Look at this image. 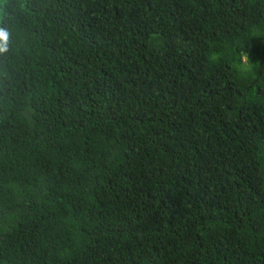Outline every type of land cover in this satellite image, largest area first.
<instances>
[{
  "label": "trees",
  "instance_id": "1",
  "mask_svg": "<svg viewBox=\"0 0 264 264\" xmlns=\"http://www.w3.org/2000/svg\"><path fill=\"white\" fill-rule=\"evenodd\" d=\"M0 264H264V0H0Z\"/></svg>",
  "mask_w": 264,
  "mask_h": 264
},
{
  "label": "clouds",
  "instance_id": "2",
  "mask_svg": "<svg viewBox=\"0 0 264 264\" xmlns=\"http://www.w3.org/2000/svg\"><path fill=\"white\" fill-rule=\"evenodd\" d=\"M7 32L3 29H0V53L7 51L6 41H7Z\"/></svg>",
  "mask_w": 264,
  "mask_h": 264
}]
</instances>
